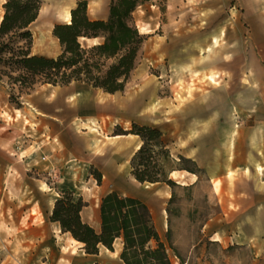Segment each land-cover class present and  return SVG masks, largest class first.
Returning a JSON list of instances; mask_svg holds the SVG:
<instances>
[{
    "label": "rangeland",
    "instance_id": "374dc122",
    "mask_svg": "<svg viewBox=\"0 0 264 264\" xmlns=\"http://www.w3.org/2000/svg\"><path fill=\"white\" fill-rule=\"evenodd\" d=\"M77 1L44 0L46 13L32 25L34 53L57 56L62 51L50 28L65 22L64 10ZM110 1L88 0L89 15L107 18ZM2 2L0 20L4 13ZM134 18L147 40L125 90L118 94L121 99H130L139 91L148 102V94L152 92L157 102L166 98L172 107L181 109L197 96L207 97L228 87L231 136L240 138L243 129L255 125L247 134L249 145L255 148L260 142L264 146V128L259 127L264 124V0H151L136 9ZM229 45L231 73L219 67L204 71L198 66L223 52L227 58ZM44 85L36 86L38 96L45 101L55 98L59 88ZM31 99L27 93L18 97L22 106L33 109ZM13 108L18 107L11 101V89L0 81V264H93V261L123 264L119 241L114 251L101 246L99 254L88 255L82 243L74 241L69 233L61 231L58 223L51 221L55 200L61 194L58 162L52 157H42L40 163L30 168L21 155L11 154L14 142L6 139L5 122L14 120L9 111ZM239 121L244 124L233 129ZM113 122L103 118L90 126L100 138L92 154L100 158L98 166L91 164L95 170L90 168V174L76 184L75 198L81 195L86 202L82 217L98 229L100 199L109 190H116L147 202L165 239L169 228L166 207L172 189L167 184L140 183L132 176L131 146L117 148L111 144L113 148L109 146L108 153L102 152L109 145L108 127ZM27 125L33 123L27 120ZM212 168L209 171L202 168L199 180L192 186L176 188L170 225L174 246L186 264H264V196L250 190L255 177L248 172L251 179L240 186L251 194L239 195L231 191L238 173H229L219 163ZM98 171L102 173L101 184L97 181ZM171 176L180 183L186 181L184 173L173 172ZM239 199L243 204H239ZM241 215L245 219L221 235L229 221H237ZM169 251L174 257L173 251Z\"/></svg>",
    "mask_w": 264,
    "mask_h": 264
},
{
    "label": "trees",
    "instance_id": "16d2710c",
    "mask_svg": "<svg viewBox=\"0 0 264 264\" xmlns=\"http://www.w3.org/2000/svg\"><path fill=\"white\" fill-rule=\"evenodd\" d=\"M150 1L111 0L107 18H92L88 0H78L71 9V21L53 27L62 51L57 56H47L33 52L32 25L39 17L43 1L6 0L0 20V81L9 85L11 101L22 107L18 97L39 84L67 86L79 82L107 93L124 91L147 40L136 24L134 12ZM115 134H135L142 141L130 160L131 174L137 181L167 184L172 189L166 207L169 224L166 238L161 235L147 202L116 190L100 199L98 229L83 219L86 202L82 196L76 199L72 190H64L57 197L51 221L82 243L89 255L99 254L101 246L114 251L115 242L120 241L119 257L124 264H186L172 241L171 205L177 198L176 188L193 184L183 185L171 174L187 170L196 174L198 181L203 169L191 158L175 156L158 127L132 122L130 129L117 125ZM97 181L102 182L99 172Z\"/></svg>",
    "mask_w": 264,
    "mask_h": 264
},
{
    "label": "crops",
    "instance_id": "0c3cea01",
    "mask_svg": "<svg viewBox=\"0 0 264 264\" xmlns=\"http://www.w3.org/2000/svg\"><path fill=\"white\" fill-rule=\"evenodd\" d=\"M2 1L4 3L6 0ZM42 1L38 19L42 13H46L44 0ZM75 5L72 3L64 10L62 16L65 22L71 21V9ZM104 17L106 15L96 18ZM51 27L50 31L54 26ZM56 40L58 41L57 38ZM228 48L227 58L223 52L219 57L213 56L198 66L204 71L219 67L231 73V45ZM51 86L59 88L57 96L46 101L38 96V87L28 93L35 111L24 105L9 109L15 121L5 122V135L6 139L14 142L15 150L11 154L21 155L23 161L30 164V168L40 163L42 157L57 160V168L61 173L58 185L60 192L72 190L75 193L78 181L90 174V168L95 170L91 164L98 166L100 157L97 159L92 152L100 138L90 126L95 121L99 123L101 119L109 118L114 122L108 127L110 141H107L109 145L103 148V153H108L111 144H115L117 148L131 146L133 155L142 143L138 135L115 134L117 124L125 126V129L132 122L152 125L162 130L175 156L181 154L191 158L199 167L208 171L219 163L225 165L230 170L229 173L237 172L236 183L231 187L232 193L251 194L240 186L241 182L251 179L247 175L251 172L255 177V185L250 190H254L257 196H264V146L260 142L255 144V148L254 145L251 146L254 149L249 145L247 134L255 125L243 129L240 138L231 136V90L228 87L217 89L207 97L197 96L193 102L177 109L166 98L157 102L152 92H149V101L146 102L145 96L139 91L133 93L130 99H121L118 96L120 92L112 94L93 87L85 88L84 84L77 82L67 86ZM27 120L33 125L29 127ZM243 124V121L236 125L234 123L233 129ZM259 127L264 128V124ZM175 172L184 173L186 181L182 184H193L198 179L196 174L187 170ZM209 177L214 185V178L210 173ZM239 204H243L242 199H239ZM262 205L264 211V202ZM244 219L245 215H241L237 221H229L225 229L221 230V235L224 236L231 231V225ZM73 240L77 242L74 238ZM119 243L122 248L120 241Z\"/></svg>",
    "mask_w": 264,
    "mask_h": 264
},
{
    "label": "bare ground",
    "instance_id": "6f19581e",
    "mask_svg": "<svg viewBox=\"0 0 264 264\" xmlns=\"http://www.w3.org/2000/svg\"><path fill=\"white\" fill-rule=\"evenodd\" d=\"M106 248V247H105ZM106 250H108L107 248H106Z\"/></svg>",
    "mask_w": 264,
    "mask_h": 264
}]
</instances>
